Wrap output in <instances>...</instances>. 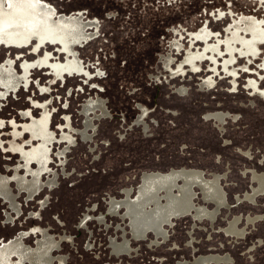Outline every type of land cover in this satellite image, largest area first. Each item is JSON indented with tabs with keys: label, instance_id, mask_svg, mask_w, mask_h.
<instances>
[{
	"label": "rangeland",
	"instance_id": "374dc122",
	"mask_svg": "<svg viewBox=\"0 0 264 264\" xmlns=\"http://www.w3.org/2000/svg\"><path fill=\"white\" fill-rule=\"evenodd\" d=\"M32 10L81 18L89 34L66 51L35 35ZM178 169L221 175L230 208L212 225L175 220L165 243L135 240L112 204L144 174ZM253 171L264 173V0H0V250L12 246L0 264H264ZM237 216L240 239L223 230ZM125 239L119 256L112 242Z\"/></svg>",
	"mask_w": 264,
	"mask_h": 264
},
{
	"label": "bare ground",
	"instance_id": "6f19581e",
	"mask_svg": "<svg viewBox=\"0 0 264 264\" xmlns=\"http://www.w3.org/2000/svg\"><path fill=\"white\" fill-rule=\"evenodd\" d=\"M31 13H33L31 16L32 24L38 26L39 29V32L35 35L40 39L47 38L58 41L57 44H60V42L63 43L66 47V51H71L68 46L71 41L80 43L89 34V25L82 21L81 18H62L59 21H55L53 20V12L51 10H43V13L46 14L43 15L44 19L41 17L39 21L37 13L34 10H32L30 14ZM240 22H245L247 25L250 24V20L246 17L242 18L240 21H236L234 26L237 28V31L240 28ZM196 36L202 38L203 40H208L211 39L213 35L209 31L207 32L206 30H202ZM30 44L31 43L29 42L26 47ZM1 79L4 82V85L6 84V86H8L6 75H4V73H1ZM98 106L99 103L91 101L85 107V113L87 116L90 111L94 110ZM209 117H213L222 123L226 121L224 113H213L210 114ZM44 156L45 155H43V157ZM38 160H40L39 157ZM180 180H183L184 182L183 188H179L178 186V182ZM253 180L259 183V188L254 190L252 195L246 196V199L252 203L256 201V198L259 195L264 193V175H258L254 172ZM220 181L221 177H216L214 180H206L203 173L186 170L182 171V173L173 172L169 176H159L156 179H151L149 175H145L144 184L140 188L138 199L135 202H125V206L127 207L128 211L127 215L131 220L134 237L137 240H141L153 231L157 237H163V239L167 240L168 233L165 230V226L167 224L172 225L173 218L180 219L184 215L191 212L194 206L193 188L196 186L201 188L205 199L208 202L215 203L218 208L214 213H210L206 208H198L196 210L195 218L200 221L206 218L215 221L220 213V208H229L227 195L221 187ZM176 189H179V196L175 195ZM163 192H166L164 199L160 197L161 193ZM162 200H166V204H163ZM254 221L256 220L249 219V222ZM226 233L229 236L244 235L243 231L238 230V220H235L230 224V227ZM112 245L114 252L117 255H124L130 251L129 242L127 240L121 244L113 242ZM11 247L12 246H7L0 250V258H6ZM219 261L213 257H206L200 259L196 264H210L211 262H216L218 264ZM224 261L227 263L228 259H225Z\"/></svg>",
	"mask_w": 264,
	"mask_h": 264
},
{
	"label": "flooded vegetation",
	"instance_id": "af4514ba",
	"mask_svg": "<svg viewBox=\"0 0 264 264\" xmlns=\"http://www.w3.org/2000/svg\"><path fill=\"white\" fill-rule=\"evenodd\" d=\"M197 38H199V37H197ZM101 107H103V106H101ZM85 111V110H84ZM18 157H21V155L20 154H18L17 155ZM22 158V157H21ZM21 162H24L23 160L21 161ZM184 170H186V171H195V172H201V173H203L204 174V177H205V179L206 180H214L216 177H221V180H222V176L221 175H219V174H214V175H212L211 177H209V178H207V175L205 174V172L204 171H202V170H199V169H178V170H172V171H169V172H167V173H161V172H155V173H147V174H144V176L142 177V179H141V182H140V186L138 187V189H137V192H136V195H135V197L134 198H130V194H131V190H126L125 191V197H126V199L124 200V202L123 203H121V204H118V203H114V204H112V206H111V208H112V212L113 213H116V212H118V210L121 208V207H125L126 209H127V207L125 206V202H127V201H129V202H135L137 199H138V197H139V194H140V188L143 186V184H144V177H145V175H149L150 177H151V179H156L157 177H159V176H169V175H171L173 172H175V173H182V171H184ZM255 171H253L252 173H251V179H252V181L253 182H255L254 180H253V173H254ZM255 173H257L258 175H264V173L263 174H261V173H258V172H255ZM224 177V176H223ZM220 184H221V181H220ZM178 186H179V188H183L184 187V182H183V180H180L179 182H178ZM221 187L223 188V190L225 191V189H224V187H223V185L221 184ZM195 188H198V190L199 191H201V194H199V193H197L196 192V190H195ZM259 188V183H257V182H255V186L252 188V192L251 193H248V194H246L245 195V198H246V196L247 195H252L253 194V192H254V190H256V189H258ZM226 193V192H225ZM193 194H194V197H193V209L191 210V212L189 213V214H186V215H184L183 217H181V218H184V217H187V216H192L196 221H198V222H203V221H209V222H211V225L212 224H214V222L216 221V219H215V221H212L211 219H208V218H206V219H204V220H202V221H200V220H198L197 218H195V216H196V210L198 209V208H206L207 209V211H209L210 213H214V212H216V210H217V206H216V204L215 203H213V202H208L206 199H205V197H204V194H203V192H202V190H201V188L199 187V186H196V187H194L193 188ZM175 195H177V196H179L180 195V192H179V189H176L175 190ZM198 195H200V196H202V198H203V201H204V204H205V206H202V205H199V204H197L196 202H195V200H197V196ZM227 195V194H226ZM262 195H264V193L262 194ZM165 196H166V192H163V193H161V195H160V197L161 198H165ZM259 196H261V195H259ZM257 199V198H256ZM247 201H249L248 199H247ZM250 202V201H249ZM162 203L163 204H166V200H162ZM207 203H209V204H211V205H213V207H214V209H209L208 208V206H206V204ZM252 203V202H251ZM254 203H256V201L254 202ZM121 205V206H120ZM228 205H229V203H228ZM224 208H226V207H224ZM229 208H230V205H229ZM222 209L223 208H220V212L222 211ZM228 209V208H227ZM127 214H128V211H127ZM127 217H128V215H127ZM129 218V217H128ZM180 218V219H181ZM130 219V218H129ZM249 219L250 220H256V221H254V222H249ZM175 220H178V219H176V218H173V222L175 221ZM235 220H238V230H240V231H243L244 232V235L243 236H237V235H233V236H231V237H233V238H236V239H240V238H242V237H244L246 234H247V232L245 231V229H242V228H240V222L242 221V218L240 217V216H237V217H235L233 220H231L230 222H229V225L227 226V228H225V229H223L224 230V233H226V231L229 229V227H230V224L231 223H233ZM260 220V217H252V216H248L247 218H246V223H247V225L249 224V223H251V224H254L255 222H257V221H259ZM173 222H172V225H173ZM130 223H131V220H130ZM172 225H169V224H167L166 226H165V230H166V227H172ZM132 230H133V228H132ZM167 231V230H166ZM150 233H154L153 231L152 232H150ZM168 233V232H167ZM227 234V233H226ZM149 235V234H148ZM147 235V236H148ZM228 235V234H227ZM18 236V235H17ZM134 236V235H133ZM147 236L145 237V238H142L141 240H137L135 237H134V239L135 240H137V241H142V240H144V239H146L147 238ZM229 236V235H228ZM154 238H155V241H154V243H156V244H160L161 242L160 241H163L162 243H165V242H167L168 241V238H169V234H168V238H167V240H165V239H163V237H157L156 236V234L154 233ZM125 240H127V239H125ZM124 240V241H125ZM113 242H116L117 244H121V243H118L117 241H113ZM112 242V243H113ZM113 251H114V248H113ZM115 253V252H114ZM116 254V253H115ZM125 255V254H124ZM119 256H122V255H119ZM206 257H213V258H215L216 260H220L219 261V263L218 264H223V262L225 263V259H228V258H222V257H220V256H216V255H209V256H206ZM206 257H200L199 259H196L195 258V262L193 263V264H196L200 259H203V258H206ZM229 260L230 259H228V262L226 263V264H228L229 263ZM179 263H181V264H188L187 262H179ZM178 263V264H179ZM206 264H208V263H206ZM210 264H217L216 262H211Z\"/></svg>",
	"mask_w": 264,
	"mask_h": 264
}]
</instances>
